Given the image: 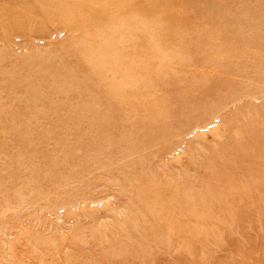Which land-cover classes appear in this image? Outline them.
<instances>
[{
  "label": "rangeland",
  "instance_id": "rangeland-1",
  "mask_svg": "<svg viewBox=\"0 0 264 264\" xmlns=\"http://www.w3.org/2000/svg\"><path fill=\"white\" fill-rule=\"evenodd\" d=\"M0 264H264V0H0Z\"/></svg>",
  "mask_w": 264,
  "mask_h": 264
}]
</instances>
